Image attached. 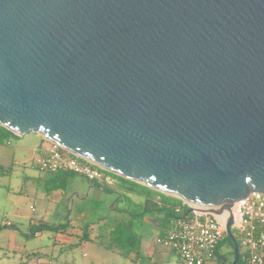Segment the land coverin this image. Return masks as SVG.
<instances>
[{
  "label": "water",
  "instance_id": "1",
  "mask_svg": "<svg viewBox=\"0 0 264 264\" xmlns=\"http://www.w3.org/2000/svg\"><path fill=\"white\" fill-rule=\"evenodd\" d=\"M0 127L228 214L264 194V0H0Z\"/></svg>",
  "mask_w": 264,
  "mask_h": 264
},
{
  "label": "rangeland",
  "instance_id": "2",
  "mask_svg": "<svg viewBox=\"0 0 264 264\" xmlns=\"http://www.w3.org/2000/svg\"><path fill=\"white\" fill-rule=\"evenodd\" d=\"M10 152L11 148L4 140H0V186L3 182H8L10 177L11 184H17L20 179L17 176L23 169L17 164H11ZM87 182H83V185L91 186ZM116 182L113 187L98 186L105 192L97 193V197L89 196L79 204L80 209L72 214L75 230L71 232L87 235L91 241L85 248L59 247L56 244V233L66 228L67 223L59 224L55 222L56 217H47V227L52 228L47 231L36 220L20 222L9 214L11 202L7 201V212L1 213L0 210V264H156L155 257L151 254L161 249L155 242L157 235L160 229L166 230L170 224L169 211L159 209L156 203L165 199L163 196L166 195L147 193L139 184ZM138 193L145 197L146 203ZM10 199L26 201L13 194H10ZM154 220L162 223L161 227L154 226ZM7 223L11 226H7ZM38 232L44 234V239L31 238V235ZM231 232L238 243V232L234 229ZM40 245L46 248H41L36 253L34 249ZM237 251L241 256L245 250L238 246ZM35 254L38 256L35 257ZM170 255L166 263L159 264H183L179 257L173 253ZM236 256L233 241L228 236L223 237L218 244L215 262L233 264ZM238 264L243 263L240 260Z\"/></svg>",
  "mask_w": 264,
  "mask_h": 264
},
{
  "label": "built area",
  "instance_id": "3",
  "mask_svg": "<svg viewBox=\"0 0 264 264\" xmlns=\"http://www.w3.org/2000/svg\"><path fill=\"white\" fill-rule=\"evenodd\" d=\"M42 172H72L98 186L113 187L116 179L112 174L73 156L56 144L36 160ZM178 200V199H177ZM180 201L170 207V224L156 244L174 252L183 264H205L215 257L218 244L226 236L228 218L198 211L195 206ZM163 207L161 201L156 203ZM231 230L238 232L243 264H264V194L251 193L236 203L232 209ZM9 225V224H8Z\"/></svg>",
  "mask_w": 264,
  "mask_h": 264
},
{
  "label": "crops",
  "instance_id": "4",
  "mask_svg": "<svg viewBox=\"0 0 264 264\" xmlns=\"http://www.w3.org/2000/svg\"><path fill=\"white\" fill-rule=\"evenodd\" d=\"M0 140H4L6 145L11 148V164H17L19 165L18 167H23L17 176V178L20 177V179L17 180V184L12 185L10 177L8 178V182H3V185L0 186L1 213L7 212V201H10L11 210L9 214L20 222L24 220H36L42 223L43 226H47L48 223L46 218L56 217L55 222L59 224L67 223L66 228L63 230L60 229L56 233L57 243H55L58 244L59 247L63 249H77L79 247L85 248L90 245L91 241L87 235H78L77 233L74 234L71 232L75 230L72 225V214L80 209L79 204L81 202H84L89 196L97 197L96 194L105 192L104 189H99L98 185L91 184V182H87L91 186H84L83 182L86 181L72 172L47 173L40 171L37 168L36 160L40 158L44 152L49 150L51 146V144L40 135L29 134L26 136H16L0 127ZM11 140H13V142ZM15 157H17V159ZM0 175H2V172H0ZM10 194L16 195L18 198H24L26 201H14L10 199ZM138 195L142 196L143 199L145 198L143 195H140V193H138ZM144 201L146 203L145 199ZM153 224L157 228L162 225V223L156 220L153 221ZM7 226H11V224L7 223ZM46 230L49 231L48 229ZM166 230L160 229V233L157 237L163 236ZM49 233L51 234V232ZM34 237L41 240L42 238L44 239V234L38 232L34 236L31 235V238ZM46 239H48V237H46ZM158 247L160 246L158 245ZM41 248H46V246L40 245L35 248L34 251L38 253ZM171 253L176 255L172 251H166L161 248L151 255L155 257L154 262L159 264L160 262L166 263ZM216 255L217 252L215 257L205 264H217L215 262ZM36 256L38 255L35 254V257Z\"/></svg>",
  "mask_w": 264,
  "mask_h": 264
},
{
  "label": "trees",
  "instance_id": "5",
  "mask_svg": "<svg viewBox=\"0 0 264 264\" xmlns=\"http://www.w3.org/2000/svg\"><path fill=\"white\" fill-rule=\"evenodd\" d=\"M117 181H119L120 183H125V182H127V183H131V185H137V184H134V183H132V182H130V181H128V180H125V179H123V178H120V177H117V176H113ZM140 188L141 189H143L145 192H147V193H155V194H157V192H155V191H153V190H150V189H148V188H146V187H142V186H140ZM165 199H161V201H162V204H163V207H161V208H159V209H167L168 211H169V213H171V209H170V207L172 206V205H176V204H180V201L179 200H177V199H175V198H172V197H168V196H163ZM42 229H52V228H49V227H47V226H43V228ZM238 244V243H237ZM238 246H239V244H238ZM216 252H217V250H216ZM241 260V256L239 255V260H238V262ZM238 262L236 263V264H238Z\"/></svg>",
  "mask_w": 264,
  "mask_h": 264
},
{
  "label": "bare ground",
  "instance_id": "6",
  "mask_svg": "<svg viewBox=\"0 0 264 264\" xmlns=\"http://www.w3.org/2000/svg\"><path fill=\"white\" fill-rule=\"evenodd\" d=\"M216 216H220L221 218H225V216H226V212L223 213V214H220V215H216Z\"/></svg>",
  "mask_w": 264,
  "mask_h": 264
}]
</instances>
